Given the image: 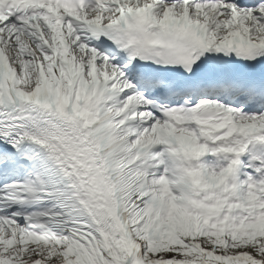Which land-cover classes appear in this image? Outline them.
<instances>
[{"label":"snow or ice","instance_id":"6c2138e0","mask_svg":"<svg viewBox=\"0 0 264 264\" xmlns=\"http://www.w3.org/2000/svg\"><path fill=\"white\" fill-rule=\"evenodd\" d=\"M0 264H264V0H0Z\"/></svg>","mask_w":264,"mask_h":264}]
</instances>
